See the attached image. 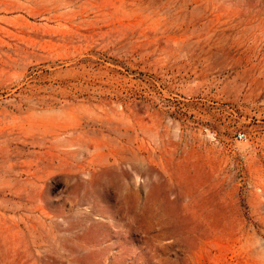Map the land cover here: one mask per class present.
I'll use <instances>...</instances> for the list:
<instances>
[{"label": "rangeland", "instance_id": "rangeland-1", "mask_svg": "<svg viewBox=\"0 0 264 264\" xmlns=\"http://www.w3.org/2000/svg\"><path fill=\"white\" fill-rule=\"evenodd\" d=\"M0 264H264V0H0Z\"/></svg>", "mask_w": 264, "mask_h": 264}, {"label": "built area", "instance_id": "built-area-1", "mask_svg": "<svg viewBox=\"0 0 264 264\" xmlns=\"http://www.w3.org/2000/svg\"><path fill=\"white\" fill-rule=\"evenodd\" d=\"M243 138H244V135L240 133V134L238 135V139L243 140Z\"/></svg>", "mask_w": 264, "mask_h": 264}, {"label": "crops", "instance_id": "crops-1", "mask_svg": "<svg viewBox=\"0 0 264 264\" xmlns=\"http://www.w3.org/2000/svg\"><path fill=\"white\" fill-rule=\"evenodd\" d=\"M157 192V191H156ZM152 195H154V192L151 193Z\"/></svg>", "mask_w": 264, "mask_h": 264}]
</instances>
